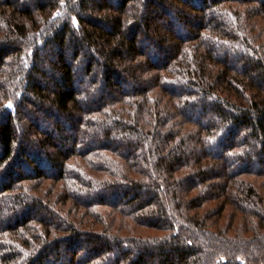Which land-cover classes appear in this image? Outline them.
I'll use <instances>...</instances> for the list:
<instances>
[{
  "label": "trees",
  "instance_id": "trees-1",
  "mask_svg": "<svg viewBox=\"0 0 264 264\" xmlns=\"http://www.w3.org/2000/svg\"><path fill=\"white\" fill-rule=\"evenodd\" d=\"M0 264H264V0H0Z\"/></svg>",
  "mask_w": 264,
  "mask_h": 264
}]
</instances>
